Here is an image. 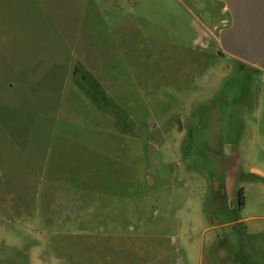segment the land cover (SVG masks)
<instances>
[{
	"label": "rangeland",
	"instance_id": "obj_1",
	"mask_svg": "<svg viewBox=\"0 0 264 264\" xmlns=\"http://www.w3.org/2000/svg\"><path fill=\"white\" fill-rule=\"evenodd\" d=\"M42 2L0 0V264H264V69L219 54L224 1Z\"/></svg>",
	"mask_w": 264,
	"mask_h": 264
},
{
	"label": "water",
	"instance_id": "obj_2",
	"mask_svg": "<svg viewBox=\"0 0 264 264\" xmlns=\"http://www.w3.org/2000/svg\"><path fill=\"white\" fill-rule=\"evenodd\" d=\"M232 24L220 35L227 54L264 69V0H222Z\"/></svg>",
	"mask_w": 264,
	"mask_h": 264
},
{
	"label": "crops",
	"instance_id": "obj_3",
	"mask_svg": "<svg viewBox=\"0 0 264 264\" xmlns=\"http://www.w3.org/2000/svg\"><path fill=\"white\" fill-rule=\"evenodd\" d=\"M43 0H30V2L31 3H34V4H36V5H43V3L44 2H42ZM43 16H44V13H43ZM44 18H42V20H43ZM44 22V21H43ZM44 26V25H43ZM45 31V30H44ZM44 31L42 32L43 34H44ZM36 47H37V45H33V46H31V45H29L28 46V49H27V53H29L30 54V56L32 55V60H33V58H34V56L35 55H33L35 52H36ZM61 50V48L59 47L58 48V51H60ZM60 55V54H59ZM29 56V57H30ZM61 56V55H60ZM65 60H66V62L67 63H69L68 65H67V68H68V73L70 74V76H71V74L72 75H75V76H78V74L80 73V69H79V67H78V65L77 64H74L73 65V61L71 60L70 61V58L69 57H67V55H66V57H65ZM27 60H21L19 63H18V65L17 66H19L20 68H18V69H24L25 67H26V65H25V63H27L26 62ZM70 63H71V65H70ZM69 65H70V67H69ZM71 66H73V70L71 71L70 70V68H71ZM17 72V71H16ZM68 74V75H69ZM19 75L22 77V75L19 73ZM29 77L30 78H36V77H39L37 74H33V75H29ZM13 79H15V76H13ZM14 82H8V83H10L9 85H7L8 87H14L16 84H25V82L23 83V82H20V81H17V80H13ZM26 84H28V82L26 83ZM10 137V136H9ZM4 138H6L5 137V135H4ZM6 140H8L7 138H6ZM0 174H2V175H6V174H10V173H7L6 171H4L3 169H0ZM30 178V176H28L27 178H26V180H28Z\"/></svg>",
	"mask_w": 264,
	"mask_h": 264
},
{
	"label": "flooded vegetation",
	"instance_id": "obj_4",
	"mask_svg": "<svg viewBox=\"0 0 264 264\" xmlns=\"http://www.w3.org/2000/svg\"><path fill=\"white\" fill-rule=\"evenodd\" d=\"M194 2H196V0H194ZM225 10H226V12H229V10H227V8H226V5H225ZM233 21V20H232ZM232 21H228V20H222L220 23H215V25H213V29H214V31L216 32L217 31V35H214L213 36V40L215 41V42H218V44L220 45V48H221V50L219 51V54L220 55H225V54H227L226 52H224L223 51V49H222V47H221V42H220V35H221V31L223 30V29H225V28H227V27H229L231 24H232ZM228 56H231V55H229V54H227ZM232 58H234L235 60H236V62L237 61H239V62H241L242 64H247V63H245V62H243V61H240L239 59H237V58H235V57H233V56H231ZM250 65V64H249ZM253 66V65H252ZM254 67H257V66H254ZM228 69H230V66H228Z\"/></svg>",
	"mask_w": 264,
	"mask_h": 264
},
{
	"label": "trees",
	"instance_id": "obj_5",
	"mask_svg": "<svg viewBox=\"0 0 264 264\" xmlns=\"http://www.w3.org/2000/svg\"><path fill=\"white\" fill-rule=\"evenodd\" d=\"M239 205L243 206L244 205V189L241 188L239 191Z\"/></svg>",
	"mask_w": 264,
	"mask_h": 264
}]
</instances>
